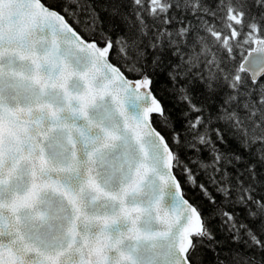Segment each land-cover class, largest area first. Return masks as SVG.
Returning <instances> with one entry per match:
<instances>
[{"label": "snow or ice", "instance_id": "snow-or-ice-1", "mask_svg": "<svg viewBox=\"0 0 264 264\" xmlns=\"http://www.w3.org/2000/svg\"><path fill=\"white\" fill-rule=\"evenodd\" d=\"M0 264H264V0H0Z\"/></svg>", "mask_w": 264, "mask_h": 264}]
</instances>
